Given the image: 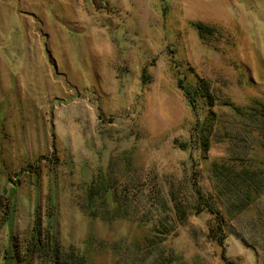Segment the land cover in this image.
<instances>
[{"label":"rangeland","instance_id":"374dc122","mask_svg":"<svg viewBox=\"0 0 264 264\" xmlns=\"http://www.w3.org/2000/svg\"><path fill=\"white\" fill-rule=\"evenodd\" d=\"M197 23L212 35L202 38ZM196 79L209 84L222 121L231 119L224 102H264V0H0V199L16 207L12 228H0V264H29L36 215L62 251L125 264L139 220L92 219L88 188L108 168L121 182L189 175L175 141H189L207 113L180 88ZM225 127L196 155L211 193L214 162L264 168L257 138ZM255 218L230 222L222 249L204 234L209 218L191 217L166 247L179 264H264ZM9 249L20 262L5 258Z\"/></svg>","mask_w":264,"mask_h":264},{"label":"trees","instance_id":"16d2710c","mask_svg":"<svg viewBox=\"0 0 264 264\" xmlns=\"http://www.w3.org/2000/svg\"><path fill=\"white\" fill-rule=\"evenodd\" d=\"M195 26L202 38L213 33L209 26L198 23ZM196 80L192 85L186 83L180 85V88L198 115L205 109L207 113L197 119L189 141H175L190 160L191 167L186 164L182 167L189 171V175L178 181L167 174L158 176L149 171L144 180L136 181L129 174L121 182L109 176L108 168L99 171L98 180H94L88 188V203L83 209L92 219L99 218L108 224L115 220H139L138 231L142 234L139 240L136 239L128 246L125 264H179L182 259L168 249L166 243L183 226H187L191 217L209 218L204 234L209 242L222 249L229 235L230 222L247 212L258 216L251 224L252 233L257 230L260 236H264V168L237 165L235 162L239 161V157L231 159L233 163L214 162L210 175L215 189L211 193L202 186V174L196 161L200 151L206 154L210 150V137L215 129H225L226 125L232 126L231 130L239 129L248 136H254L264 148V102L255 100L247 108L230 101L224 102L223 106L230 111L231 119L222 121L213 111L216 98L209 84L203 79ZM12 202L8 198L3 206L0 199V212L3 211L0 228L5 224L10 228L13 226L16 207ZM39 219V215H36L35 233L27 247L29 264H91L89 256L83 251H62L51 221L52 232L47 231L46 236L42 235ZM7 253V260L12 261L15 257V261L20 262L19 257L13 254V249L7 250ZM225 258L223 255L222 259L226 262Z\"/></svg>","mask_w":264,"mask_h":264}]
</instances>
